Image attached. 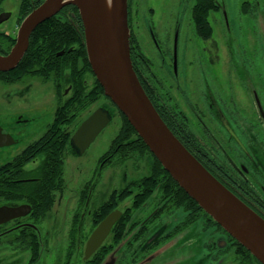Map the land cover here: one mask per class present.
Instances as JSON below:
<instances>
[{
    "label": "flooded vegetation",
    "instance_id": "flooded-vegetation-1",
    "mask_svg": "<svg viewBox=\"0 0 264 264\" xmlns=\"http://www.w3.org/2000/svg\"><path fill=\"white\" fill-rule=\"evenodd\" d=\"M45 1L0 0L2 56L8 55L15 46L24 19ZM163 3L161 13L152 10L148 16L139 17L144 43L141 48L136 43L133 9L129 6L134 71L158 114L182 145L226 189L264 220V34H247L259 9H264V0H202L197 11L199 0H164ZM205 11L209 12L208 26L213 35L218 31L221 45L212 41L213 35L204 40L198 34L196 21ZM54 17L77 33L73 37L75 42L72 41L75 46L68 52L73 53V58L80 56L83 60L85 31L79 11L67 6ZM182 35L183 42L180 40ZM61 52L63 55L59 56ZM64 54L65 50L60 51L57 57ZM51 64L53 62L43 65L47 78L54 75L57 111L67 104L74 88L71 84L59 96L56 78L63 71L59 65ZM50 68L54 71H48ZM156 71L163 82L156 80ZM79 73L78 77L85 76V88L92 92L94 73L93 77L85 67L80 68ZM9 78H0V83L6 86L24 84L25 93H28L32 87L28 80L40 77H26L11 84L7 83ZM69 90L70 95L66 98ZM104 100L102 108L109 112L112 121L118 117L123 124L112 102ZM86 119L77 118V129ZM34 122V117L16 115L4 131L0 129V144L15 143L10 135L20 133L22 127ZM130 143L132 141L114 148L112 142L109 151L100 159L101 170L115 159L118 164L130 161L136 166L145 162L146 176L131 181L125 178L121 189L110 193L101 191L94 199L95 188L87 185L90 187L87 194L85 186L80 194L75 193L67 199L65 180L63 191L55 194L52 209L38 219L31 204L7 201L0 194V207H31L30 214L0 224V264H21L20 257L26 254L30 256L27 264H38L44 246L41 225L50 215L53 216L54 207L61 206L63 200H66L61 218L64 226L69 210L71 216L67 222L69 246L64 264H73L79 247L84 252L83 264H195L196 248L204 253V259L196 264H205L206 259L220 264L226 254L234 255L235 264H259L204 210L187 199L178 185L169 181L167 175L160 174L151 152L142 151L139 155L124 150L123 146ZM68 150L80 155L76 149ZM27 166L24 167L26 173L36 169L27 170ZM3 178L0 175V190ZM13 178L16 183L38 180L29 176ZM114 213L119 217L109 235L97 251L85 259L89 238ZM78 216L81 224L79 236L72 248L70 230ZM86 219H90L91 226L84 235ZM62 222L56 220V223ZM195 230L201 236L197 243L192 237ZM37 243L40 245L39 257L35 261L33 254ZM22 245L28 246L29 250ZM4 250L12 252L8 262L2 257Z\"/></svg>",
    "mask_w": 264,
    "mask_h": 264
},
{
    "label": "water",
    "instance_id": "water-1",
    "mask_svg": "<svg viewBox=\"0 0 264 264\" xmlns=\"http://www.w3.org/2000/svg\"><path fill=\"white\" fill-rule=\"evenodd\" d=\"M67 6H74L79 11L88 61L105 97L126 117L178 186L260 264H264V220L194 158L162 120L143 89L131 59L129 0H46L24 19L11 52L6 56L0 54V72L16 69L28 51L30 37L36 28ZM61 55L63 52L59 53ZM111 122L109 112L98 109L75 131L70 147L78 150L80 155L84 154ZM12 144L14 142L4 143L0 147ZM30 212L31 207L27 205L0 207V224ZM118 217V213L110 215L95 230L86 245L85 259L101 246Z\"/></svg>",
    "mask_w": 264,
    "mask_h": 264
},
{
    "label": "rangeland",
    "instance_id": "rangeland-1",
    "mask_svg": "<svg viewBox=\"0 0 264 264\" xmlns=\"http://www.w3.org/2000/svg\"><path fill=\"white\" fill-rule=\"evenodd\" d=\"M163 1L164 0H132L130 2V7L133 9L136 43L140 46V48L143 47L144 43L141 29L142 19L139 17L148 16L152 10L156 14L161 13L163 11L162 7L165 5ZM239 1L243 2V0ZM263 18L264 9H259L258 14L253 18V24L250 25V29L247 31L248 36L255 32L259 35L264 33ZM252 27L253 29H251ZM211 33L213 35L212 30ZM180 40L182 42L184 41L183 35L181 36ZM212 41H216L221 45V38L217 30L213 35ZM244 49L247 51L246 53H248L246 46H244ZM157 72L158 71L154 73L156 80L158 82H163L160 74ZM68 75V71H63L65 81H69ZM94 80H96L95 77ZM54 81V75H50L48 80H44L42 78L34 80L29 79L27 83L32 84V87L28 93H25L24 84L6 86L0 83V129L4 131V129L11 124L12 120L18 114H25L28 117L35 118V122L22 127L20 133L10 135V137L16 141L14 144L0 148V168L11 162L30 145L38 141L53 123L57 106ZM85 81L86 80H84V82ZM70 85L71 84L68 83L65 84L63 91L66 89L68 90ZM69 95L70 90L66 95V98H68ZM104 103L105 100L103 97H101L99 101L82 112L80 119H86L88 116H91L98 109L102 108ZM77 124L71 128L72 131L73 129H77ZM121 126V121L118 117H116L97 137L95 142L83 155H75L71 153V150L66 151L65 180L67 183V188L65 192V198L68 199L75 193L80 194L81 191L84 190L85 186L93 185V188H95L93 197L95 199L101 191L106 190L107 193H110L114 190L121 189L125 178L131 181L146 176L147 170L145 168L144 161L137 163L138 165L136 166L135 163L130 161L126 163L119 162L118 164L117 160L115 159L111 164H108L104 169L101 170L102 166L100 165V159L109 151L112 142L119 133ZM42 160L43 156L38 157L34 162L30 163L26 169L32 170L37 168L41 164ZM65 201L63 200L61 206H55L53 210V216L50 215L41 225L42 241L44 246L38 264H64L66 262L69 246V228L67 226V222L70 220L71 216L69 215V210L66 226H64L61 218H63V214L65 212ZM56 220L62 222L63 224L56 223ZM89 220L90 219H86V229L84 235H87V230H90L91 224ZM192 237L194 238L195 243H197L198 238H201L196 230L194 232V236ZM81 239L83 244H85V239L83 236ZM11 255L12 252L10 250H4L2 252V257L7 262L10 260ZM29 258V254L20 257L22 260L21 264H27ZM203 259V251L196 248L194 259L195 264ZM83 261L84 252L83 249L79 247L75 251L72 263L83 264ZM205 264H217V262L206 259ZM220 264H235L234 255H224L223 259L220 261Z\"/></svg>",
    "mask_w": 264,
    "mask_h": 264
},
{
    "label": "trees",
    "instance_id": "trees-1",
    "mask_svg": "<svg viewBox=\"0 0 264 264\" xmlns=\"http://www.w3.org/2000/svg\"><path fill=\"white\" fill-rule=\"evenodd\" d=\"M201 4L202 0H199L196 11L201 7ZM76 10L78 9L76 8ZM198 15L199 14H197V16ZM208 16L209 12L205 11L196 21L198 34L204 40H208L212 37L211 29L208 26ZM74 35H77L74 30L70 28L67 29L53 17L39 25L32 33L30 37V47L18 67L7 74L0 72L1 79L7 77L11 78H9V80L7 79L8 81L5 80L7 83H14L23 78L32 76L48 80L43 64L53 62V64H57L61 67V71L69 72V81L64 80L62 72L56 78L59 96L63 95L65 84H72L74 88L67 104L56 111L54 122L49 126L46 133L20 155L15 157L11 163L0 168V175L4 177L0 194L4 200L13 202L22 201L31 204L34 216L37 219L46 216L54 206L56 200L55 194L63 191L65 188L66 151L70 148V140L76 130L73 129L72 131L71 128L76 126L78 122L77 118L82 112L99 101L101 97L108 100V98L105 97L103 88L97 80H95L94 90L90 92L85 88L83 74L82 76L80 75V77L77 76L80 74L79 70L82 67H85L86 72H90L92 75L93 71L89 64L86 50L83 49V60H81L80 56L73 58V53L68 52L72 46H75L74 43L72 44ZM63 50H65L64 56L57 57V53ZM53 64L51 65L54 66ZM48 71H54V69L50 68ZM69 77L73 80L71 81ZM117 112L119 111L117 110ZM119 113L122 117L123 124L122 129L113 141V147L115 148L124 142L132 141V143L127 146H123L124 150L139 155L142 151L150 152L126 117L121 112ZM132 138L136 140L134 141ZM40 156H43L41 164L33 171L28 173L24 172V167ZM153 157L157 168L160 170V174L167 175L169 181L178 185L164 170L155 156ZM16 176L36 177L38 180L28 183H16L13 182V180H15L13 177ZM89 188L90 187L87 186L84 191L85 194L89 192ZM179 189L184 193L187 199L199 208L194 200H192L181 188ZM85 199L86 197L83 198V203ZM99 209H101V207ZM210 219L213 220L211 217ZM80 225V218L78 216L75 220V224L70 230L72 248L76 246ZM37 239L38 237H36V240ZM24 247L25 250H29L28 246ZM39 247L40 245L37 243L34 248L33 259L35 261L39 257ZM241 247L243 250H246L243 246ZM69 255L72 256L73 252Z\"/></svg>",
    "mask_w": 264,
    "mask_h": 264
}]
</instances>
